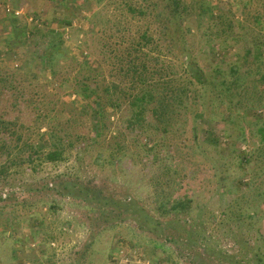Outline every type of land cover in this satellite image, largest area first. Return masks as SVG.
I'll return each instance as SVG.
<instances>
[{
    "label": "rangeland",
    "instance_id": "1",
    "mask_svg": "<svg viewBox=\"0 0 264 264\" xmlns=\"http://www.w3.org/2000/svg\"><path fill=\"white\" fill-rule=\"evenodd\" d=\"M1 73L0 264H264V0H0Z\"/></svg>",
    "mask_w": 264,
    "mask_h": 264
},
{
    "label": "trees",
    "instance_id": "2",
    "mask_svg": "<svg viewBox=\"0 0 264 264\" xmlns=\"http://www.w3.org/2000/svg\"><path fill=\"white\" fill-rule=\"evenodd\" d=\"M130 11L133 14L143 15V13L140 11H135L133 9ZM13 16L14 15H12V18H14L13 20H17L16 17H13ZM10 27H11L10 28L11 34H14L17 32L13 22L10 23ZM37 33L40 35L43 33V35H41V37H43V38L46 37L49 39V41L46 45V49H45V57H46V60L48 62V67L52 71L53 70V63H54V56H52L51 54L56 52V50L59 47L60 33L56 34V32L54 30H47V31H45V34H44V32H41V30L39 28H35V29L31 30L27 26H25V29H24V32L22 33V36L19 37V39L21 40V41L19 40V42L23 43V41L30 39L33 35H35ZM29 36H31V37H29ZM51 36H53V38ZM57 39L59 40L58 42H57ZM36 43H34L35 48H36ZM22 47L23 46H21L20 48H22ZM35 48H33V49H35ZM126 69H127V72L134 74V76H136L138 78L141 77L142 75H144L143 74L144 72L142 71V69H140L136 66H133L132 63H130V62L127 63ZM143 69H144V67H143ZM52 74H53V72H52ZM196 77L198 80V76H196ZM91 80H92V78L88 77V76L82 78V80H77V79L74 80V82L76 84V89L78 88V91H79L78 93L80 94V97L83 100H89L90 98L94 97L96 92H97L96 86L91 85ZM160 81H163V84L161 85V87L163 89V93H165V95L163 96V99H166V101H167V97H169V99L177 102L179 107L182 108L184 106L183 97H184V93H185L184 88L186 86H184V88H183V86L180 85L178 87L175 86L176 88H173L172 86H174V85L171 84L172 80H168L167 77L162 78ZM14 83L15 82L13 80V75L10 77V76H3L2 73L0 74V91H1V88H4V89L5 88H16L14 86ZM8 85H12V86H8ZM141 91L142 92L140 94L132 97L133 102H132L131 106L135 107V110H134V114L131 116V118L128 120V122H129L130 126L131 125L134 126L136 124V125H138L139 128L144 129V131H145L146 127L143 124L144 123V115H143L144 106H143V103H144V101L153 99V94H152L153 90L151 87H147V88L141 89ZM106 92H108L107 89H106ZM95 97H96V99L93 102L94 106L92 109L95 112V116H99L101 113V110H102V105H101L100 99L97 96H95ZM86 105L90 106L89 102ZM164 107L165 108L161 109V110H159L160 107L152 108V110H151L152 115L169 116L174 111V110H170V111L167 110V109H169L170 106H164ZM174 114H175V111H174ZM11 125H13L12 121L8 122V121H6L0 117V152H2V153L5 151V149L9 148V146H7L8 141L3 139V137L10 138V140L12 139L11 141H13V140L18 141L20 139V136H18L17 138H14L17 135L18 130H16L14 128V126L12 127ZM157 129H162V128L158 127ZM48 130H50L49 133L51 134V137H53V134L55 132L54 131L55 128L51 127ZM163 131H167V128H165ZM260 135L262 137L260 139V142H264V127L260 130ZM37 151H38V149L36 148V152ZM60 155H61V153L56 151V149L51 150L47 154V159L51 160V161H55L60 157ZM8 168H9V166L1 167V165H0V171L1 172H2V170L8 169ZM186 206H187V202H185V200L175 202V204L170 207V211L181 212V211H184L186 209Z\"/></svg>",
    "mask_w": 264,
    "mask_h": 264
}]
</instances>
